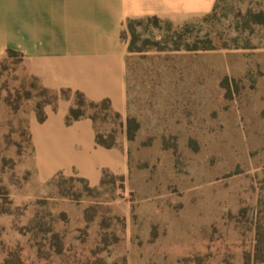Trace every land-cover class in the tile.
Instances as JSON below:
<instances>
[{"label": "rangeland", "instance_id": "obj_1", "mask_svg": "<svg viewBox=\"0 0 264 264\" xmlns=\"http://www.w3.org/2000/svg\"><path fill=\"white\" fill-rule=\"evenodd\" d=\"M260 13L264 0H220L180 24L126 22V113L98 126L108 141L124 136L130 173L96 187L34 184L27 117L49 96L20 57L0 59V264H253L254 223H264ZM184 41L212 47L177 49Z\"/></svg>", "mask_w": 264, "mask_h": 264}, {"label": "crops", "instance_id": "obj_2", "mask_svg": "<svg viewBox=\"0 0 264 264\" xmlns=\"http://www.w3.org/2000/svg\"><path fill=\"white\" fill-rule=\"evenodd\" d=\"M217 0H0V59L12 49L27 73L58 93L55 105L27 117L34 184L57 175L80 177L99 186L104 171L126 179L130 161L125 138L113 147L98 145L93 121L66 123L80 91L91 101L108 99L126 113L128 45L122 31L128 18L157 16L184 23L210 14ZM70 90V93H64Z\"/></svg>", "mask_w": 264, "mask_h": 264}, {"label": "trees", "instance_id": "obj_3", "mask_svg": "<svg viewBox=\"0 0 264 264\" xmlns=\"http://www.w3.org/2000/svg\"><path fill=\"white\" fill-rule=\"evenodd\" d=\"M219 1L220 0L216 1L212 12L215 11V9L217 8ZM262 16H264V13L258 14L257 17H260V19H259V21H256V22L258 24L264 25V18H262ZM147 17H153L154 19L160 18L157 16H147ZM137 19L138 18H128L126 20V22L128 23V27L129 26L131 27L133 22ZM182 36H183V34H180L179 38L181 39ZM175 44H176L175 46L177 49H179L180 47H183L187 50H207V49H210L212 47V45L210 44V41H207V44H204L201 47L190 46L189 41H184V43L175 42ZM131 48H132L131 45H129L128 51H131ZM11 56H18L22 59L21 55L12 49L7 51L6 57H11ZM29 76L35 81V83L38 84L40 91H41V94L44 96H49V99L39 100V101L34 103V109L37 113L38 120L44 121L45 117H46L45 112H44V107L48 104L55 105L57 100H58V93L47 88V87H44L36 77L31 76V75H29ZM63 92L64 93H70L71 91L70 90H64ZM72 95L74 98V102H73L72 106L70 107V109L66 115V118H65L66 123L69 124V123L73 122L74 120H78V119L84 118V117L90 118L93 121L95 132H96V136H95L96 143L98 145L108 147V148L115 146L117 144V142L114 141L113 139L108 141L105 137L106 135H104L100 131V127L98 126V118L100 116L104 117L105 115L110 114L116 118L121 117V115L119 113L113 111L110 101L108 99H104V100L99 101V102L91 101V100L87 99L85 97V95L83 93H81L80 91L72 92ZM89 110H94V111L89 112ZM132 121H133L132 118L128 117L127 122H126L127 123L126 124L127 135L130 139H132V137H133V132H132V128H131V122ZM56 177H66V176L59 174ZM71 177H74V176H71ZM106 177H117V178L123 179L120 176H115V175L108 173L107 171H104V176L102 178V182H103L104 178H106ZM76 178L80 181L85 182L88 185V183L85 179L80 178V177H76ZM258 205L264 206L263 197L259 198ZM41 219L42 218L38 217V215L36 214L34 220L38 226H41L40 233L43 235L44 233H42V232L44 230V228H43L44 223L42 224ZM262 220H263V218L258 217L257 221L254 223V230H255L254 241H255V243L253 246L252 254H248L249 257H252L251 260L253 261L252 262L253 264H264V223ZM57 236H58L57 234H53L52 238L57 239L58 238ZM44 237L45 236H43V238ZM45 238H48V237H45ZM58 253H61V249L58 250ZM4 264H13V263L10 262L9 258H6ZM17 264H25V263H23L22 261L20 262V260H19V262ZM247 264H250V261Z\"/></svg>", "mask_w": 264, "mask_h": 264}]
</instances>
